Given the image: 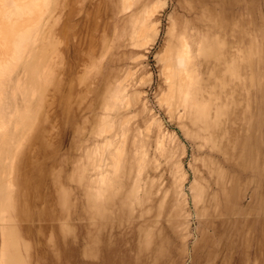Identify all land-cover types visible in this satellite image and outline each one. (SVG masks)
<instances>
[{
  "label": "rangeland",
  "instance_id": "1",
  "mask_svg": "<svg viewBox=\"0 0 264 264\" xmlns=\"http://www.w3.org/2000/svg\"><path fill=\"white\" fill-rule=\"evenodd\" d=\"M0 264H264V0H0Z\"/></svg>",
  "mask_w": 264,
  "mask_h": 264
}]
</instances>
